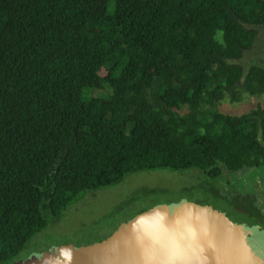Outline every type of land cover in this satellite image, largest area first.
Listing matches in <instances>:
<instances>
[{
	"label": "trees",
	"instance_id": "16d2710c",
	"mask_svg": "<svg viewBox=\"0 0 264 264\" xmlns=\"http://www.w3.org/2000/svg\"><path fill=\"white\" fill-rule=\"evenodd\" d=\"M261 29L264 0H0V264L131 174L220 193L224 171L263 168L264 101L219 109L264 97V63H234ZM223 194L264 214V191Z\"/></svg>",
	"mask_w": 264,
	"mask_h": 264
},
{
	"label": "flooded vegetation",
	"instance_id": "af4514ba",
	"mask_svg": "<svg viewBox=\"0 0 264 264\" xmlns=\"http://www.w3.org/2000/svg\"><path fill=\"white\" fill-rule=\"evenodd\" d=\"M197 185L161 188L164 197L122 222L90 227L82 242L26 249L6 264H264V214L222 203L223 193L204 198L211 194L201 188L204 199L189 202L184 193Z\"/></svg>",
	"mask_w": 264,
	"mask_h": 264
},
{
	"label": "rangeland",
	"instance_id": "374dc122",
	"mask_svg": "<svg viewBox=\"0 0 264 264\" xmlns=\"http://www.w3.org/2000/svg\"><path fill=\"white\" fill-rule=\"evenodd\" d=\"M234 63L240 64L244 68L245 73L255 63H264V29L259 31L254 46L246 51L240 60L234 61ZM263 98L261 96L252 97L244 95L239 102H233L230 98H226L221 102L219 109L224 114L242 115L256 109L257 104L264 101ZM250 172L251 174L248 177L245 176L243 179L237 180L239 179L238 175L232 176L227 171H224V180L213 184V186L220 193L228 191L230 194L235 193L240 185L243 188L244 186H249L257 189L259 192L264 191V167L251 170ZM201 178L202 176L198 171L171 172L159 170L139 172L129 175L117 186L105 188L100 191L88 192L68 209L60 221L52 224L48 229L37 235L30 242L27 253L34 251L37 247H45V249H48L49 246L54 247L82 242L87 237V232L90 231V227L96 226L98 228L103 224H109L110 226L114 224L115 220L122 222L132 212L150 206L153 199L164 197L160 194L161 188L173 187L169 190L177 192L181 187L200 184L202 182ZM196 188V190L191 189L184 193L189 199H187L189 202H201L204 198L212 199L215 193L219 194L213 189L208 188L212 196L207 194L203 198L202 194H200L202 193L201 189H207L201 185H197ZM228 198L231 197L223 194L219 200L224 203L223 200ZM124 204L125 206L122 207ZM119 206L122 208L116 214L114 209H117ZM55 229H60V231L52 234L55 232Z\"/></svg>",
	"mask_w": 264,
	"mask_h": 264
},
{
	"label": "water",
	"instance_id": "95a60500",
	"mask_svg": "<svg viewBox=\"0 0 264 264\" xmlns=\"http://www.w3.org/2000/svg\"><path fill=\"white\" fill-rule=\"evenodd\" d=\"M143 217H146V214H144V216ZM85 245H80V247H77V248H75V249H80V248H82V247H84Z\"/></svg>",
	"mask_w": 264,
	"mask_h": 264
}]
</instances>
